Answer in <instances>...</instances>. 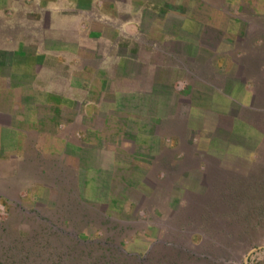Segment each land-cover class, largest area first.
I'll use <instances>...</instances> for the list:
<instances>
[{
    "label": "rangeland",
    "instance_id": "rangeland-1",
    "mask_svg": "<svg viewBox=\"0 0 264 264\" xmlns=\"http://www.w3.org/2000/svg\"><path fill=\"white\" fill-rule=\"evenodd\" d=\"M166 160L195 178L181 196ZM261 245L264 0H0V264H264Z\"/></svg>",
    "mask_w": 264,
    "mask_h": 264
},
{
    "label": "crops",
    "instance_id": "crops-1",
    "mask_svg": "<svg viewBox=\"0 0 264 264\" xmlns=\"http://www.w3.org/2000/svg\"><path fill=\"white\" fill-rule=\"evenodd\" d=\"M244 84L245 83H242V85H243L242 87H240V86L238 88L232 87V89L230 91H227V97H226L227 102H232V101H235L236 99L241 100L242 99L241 96L242 97L246 96V94L248 93L247 92L248 90L245 89ZM239 94H241L240 97H239ZM248 96H249V94H248ZM219 99H220L219 90L214 91L213 95H212V100H213L212 102L214 104H216V111H215L217 113L216 116H218V114H219V111H218ZM183 161H185V160H166V168L168 169V173L170 174V176L175 173V177H170V178L179 179L178 181L172 180L173 183H175V185H173V186H175L174 187V191H175L174 195L175 196H181L184 193L183 189H184V187H186L185 185H187L185 180L187 181L188 179H195L193 177H189L187 179H186V177H184V178L182 177L183 168L180 167V165L183 164ZM195 164L199 165L198 161L195 162ZM184 170H186V169H184ZM189 172H191L192 174H194V173L196 174L197 169L195 167L191 168L189 170ZM176 174H178V176ZM188 183H192V182H188Z\"/></svg>",
    "mask_w": 264,
    "mask_h": 264
},
{
    "label": "water",
    "instance_id": "water-1",
    "mask_svg": "<svg viewBox=\"0 0 264 264\" xmlns=\"http://www.w3.org/2000/svg\"><path fill=\"white\" fill-rule=\"evenodd\" d=\"M258 247L259 248H264V245H261V246H258ZM256 249H257V247H254V248L250 249V251L248 252V256ZM248 256L245 257V264H247Z\"/></svg>",
    "mask_w": 264,
    "mask_h": 264
}]
</instances>
